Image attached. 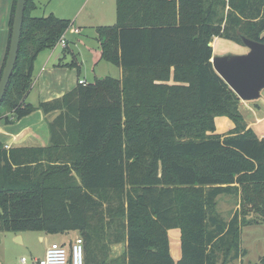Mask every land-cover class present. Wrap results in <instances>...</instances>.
Listing matches in <instances>:
<instances>
[{"label": "trees", "instance_id": "1", "mask_svg": "<svg viewBox=\"0 0 264 264\" xmlns=\"http://www.w3.org/2000/svg\"><path fill=\"white\" fill-rule=\"evenodd\" d=\"M230 2L255 18L264 13V0ZM36 8V0H27L18 60L0 105V112L5 106L10 111L0 118L12 125L38 110L60 114L50 124L48 147L8 149L0 141V233L81 231L85 264L240 259L242 229L258 221L243 220L239 211L226 221L216 211L217 199L264 187V139L247 128L241 99L211 62L219 34L214 3L117 0V23L97 32L102 60L124 69V79L79 83L38 106L27 102L34 63L73 23L35 17ZM261 20L257 29L254 23L250 31L239 30L236 40L243 44L244 35L263 42ZM73 58L66 66L80 71ZM218 117L232 120L234 129L216 133ZM107 192L117 195V206L105 203ZM259 200L254 195L248 203L263 212ZM173 229L181 231L178 262L170 253ZM122 243L124 253L113 257L112 247Z\"/></svg>", "mask_w": 264, "mask_h": 264}, {"label": "rangeland", "instance_id": "2", "mask_svg": "<svg viewBox=\"0 0 264 264\" xmlns=\"http://www.w3.org/2000/svg\"><path fill=\"white\" fill-rule=\"evenodd\" d=\"M204 1L207 2L209 0ZM210 1L214 3V10L217 16V19L214 22V26L219 29V34L214 38H220L228 43L239 45L232 47L226 45V48L218 47L216 49L217 54H220L219 56H224L247 53L248 49L245 47V45L236 40V34L239 32V30L243 32H245L246 30L250 31L254 23L256 24V29L259 28L264 13H262L259 18H255L250 16L251 13L249 11H246L244 13H241L238 10L235 11L230 2L231 0ZM116 5L117 0H39V8L37 9V11H35V15L37 17H43L45 15L46 17H48L50 15H54L60 19L69 20L72 23L76 22L79 25L94 27L101 25L113 26L116 23ZM235 19L238 20L237 23L235 22ZM236 24H238V26H235ZM86 33L88 34V37L79 36L74 31L73 33L71 32L70 36H68V39L70 40L69 48L78 55V49L74 46V43H76L81 53L80 56L78 55L79 61H82L83 69L80 78L82 80H86L87 83L94 82L96 76L98 78L112 77L115 79H119L121 77L120 68L106 62H102L101 65L95 68V73L93 72V65L90 54L92 53V50L89 49L90 47L97 45V41L94 38L97 39L99 36L97 35V31H95V28L87 30ZM227 37L231 39H228ZM64 47L65 45L60 42L55 48L57 62H59L65 54L69 62L73 60V52H66V49H64ZM36 61L34 63L35 65ZM77 63L79 64L78 61ZM70 71H72V73H77L76 69L68 70L67 73ZM54 88L55 86H53V88L51 89ZM43 92L44 91L39 92L38 89H36L34 93L29 97L28 102L32 105L37 106L40 100H42L40 98H43ZM256 103L260 105V115L264 118V91L261 98L257 100ZM9 111L10 108L5 106L0 112V115L8 114ZM40 115L41 114H36L35 116H32L30 118L26 117L27 119L24 118L23 120L16 122L12 126H6L3 123H1L0 126L5 128L4 132H9L10 130H18L27 125L32 126L33 124H35V121L40 117ZM263 126L264 122L262 124V127ZM45 133H48V131L44 130V135ZM10 138L11 137L8 138L0 134V140L4 142H9ZM72 175L76 176L75 173H72ZM105 195H107V200H105V203L107 205H118L116 194L107 192ZM254 195H257V197L261 201H263L260 202V204L264 206V187L262 186L247 187L246 189L241 190L239 195H222L217 199L218 205L216 211L226 221H229L231 219L235 211H239L241 214V218L245 221H258V224L245 226L242 229V250L245 251V254L241 256L240 259L231 261L228 264L263 263L264 210L263 212L261 209L256 210L252 208V204L248 203L250 197H254ZM98 219L99 216H94V221H97ZM78 236L85 239L81 231H71L56 235H46L44 233L38 232H25L22 234L2 232L0 233V264H21V259L23 257L32 260L33 257L43 254L45 247L51 243L57 242L59 244H68L73 242L74 239ZM18 237L22 238V243L17 241ZM40 237H44L46 239V242L43 243ZM121 251L122 250L117 247V250H115L113 255L116 256L120 254ZM87 255L88 244L86 242V257Z\"/></svg>", "mask_w": 264, "mask_h": 264}, {"label": "crops", "instance_id": "3", "mask_svg": "<svg viewBox=\"0 0 264 264\" xmlns=\"http://www.w3.org/2000/svg\"><path fill=\"white\" fill-rule=\"evenodd\" d=\"M14 1L15 0H0V73L3 68L5 59L7 57L8 48H9V44L11 40V33H12L11 32V21H12ZM36 4H37V8L35 11H37V9L39 8L38 7L39 0H36ZM35 11L33 15L37 17L35 15ZM43 17H46V15ZM38 18H41V17H38ZM116 23H117V14H116ZM99 27H103V26L101 25V26L94 27V26H87V25H79L76 22H73L72 27L66 32L65 37H64L66 44H67L66 48L70 49L69 48L70 40L68 39V36H70L71 32L73 33L74 31L79 36L88 37V34L86 33L87 30H91L95 28V31H97V28ZM97 35H98V32H97ZM94 39L97 41V45L90 47L89 50H92V53L90 54H91V59H92L93 72L95 73V68L101 65L102 62H106V61L102 60L101 46L98 41V38L97 39L94 38ZM211 45L213 48V56L220 55V54H217L216 49L218 47L226 48L225 47L226 45L230 47L239 46L237 44L228 43L220 38H214V41L211 43ZM74 46L77 47L78 55L80 56L81 53L79 51L78 45L74 43ZM70 51L73 52L71 49ZM78 55L77 53H74V52L72 54L73 57L74 56L77 57V61L79 62V65L81 68L80 71L77 68L66 66L67 64H71L74 61L72 60L71 62H69L66 58L67 57L66 54L60 59L59 62H57L55 48L52 50H46L38 56V59H36L37 60L36 65L34 64L35 67H34V73H33V85L31 89V93L29 95L30 97L31 94H33L36 89H38L39 92L44 91L42 93L43 98H40L42 100H40L37 106L41 102H48V101L62 98L67 93L73 91L78 86L80 81H84L86 84H90V83H87L86 80H82L80 78L81 77L80 75L83 72V69H82V61H79ZM106 63L112 64L109 62H106ZM71 69H74V70L76 69L77 73L76 72L72 73V71L67 73V71ZM120 74H121V77L116 80L124 79L125 70L120 68ZM98 79H103V78H98L96 76L94 82ZM51 85L55 86V88L51 89L53 88V86ZM29 97L27 99V102L29 100ZM239 110L245 119L247 128L248 129L252 128L260 139H264V126L262 127L264 118L260 115V105H258L256 101L247 102V101L241 100L239 104ZM36 114H41V115L35 121V124H33L32 126L27 125L18 130H10L9 132H4L5 128L0 126L1 127L0 134L8 138L11 137L9 139V142H4L2 140L0 141L3 144H5V146L8 147V149L16 148V147H48L51 141L50 124L59 116L60 111L45 114L41 110H38L34 112L33 114H31L30 116H28L27 118L35 116ZM1 123L5 124L4 120L0 118V125ZM12 125H6V126H12ZM234 127H235V124L232 122V120H230L227 117H218L216 119V133L218 134H226L232 129H234ZM44 130L48 131V133H45V135H44ZM168 237L170 241V253L172 257L174 258V260L178 262L182 258L180 229L169 230ZM40 239L43 243L46 242V239L44 237H40ZM49 246L50 244L45 247L43 254L35 256L33 258L34 259L42 258L45 255V252ZM117 247L120 248L122 251L120 252V254L114 256L113 253L115 252V250H117ZM125 248H126V243L114 245L112 247V256L115 258L121 256L124 253Z\"/></svg>", "mask_w": 264, "mask_h": 264}, {"label": "water", "instance_id": "4", "mask_svg": "<svg viewBox=\"0 0 264 264\" xmlns=\"http://www.w3.org/2000/svg\"><path fill=\"white\" fill-rule=\"evenodd\" d=\"M26 5L27 0H17L10 48L0 79V105L18 60ZM240 38L248 49L247 53L213 56L211 62L215 71L242 101H257L264 91V41H254L244 35H240ZM17 241L22 243V238L18 237Z\"/></svg>", "mask_w": 264, "mask_h": 264}, {"label": "built area", "instance_id": "5", "mask_svg": "<svg viewBox=\"0 0 264 264\" xmlns=\"http://www.w3.org/2000/svg\"><path fill=\"white\" fill-rule=\"evenodd\" d=\"M66 47V41H61ZM81 85H87L80 81ZM8 148V147H6ZM85 242L83 237H76L75 240L68 244H59L54 242L47 248L42 258H32V260L23 257L21 264H85Z\"/></svg>", "mask_w": 264, "mask_h": 264}]
</instances>
